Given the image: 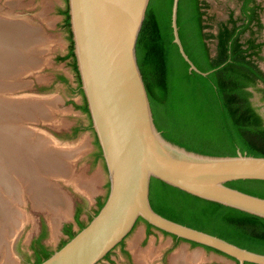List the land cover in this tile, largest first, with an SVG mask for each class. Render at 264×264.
<instances>
[{
    "label": "water",
    "instance_id": "1",
    "mask_svg": "<svg viewBox=\"0 0 264 264\" xmlns=\"http://www.w3.org/2000/svg\"><path fill=\"white\" fill-rule=\"evenodd\" d=\"M149 1L67 0L76 67L91 125L101 148L109 188L98 212L38 264H98L128 236L139 219L176 238L218 250L235 258L236 264H264L263 252L173 220L151 205L150 183L152 178H157L200 198L264 218V196L227 183L237 179L264 180V155L239 149L236 154L202 153L166 138L156 126L136 53ZM178 5L179 0H172L173 42L188 62L189 72L208 75L210 71L199 69L184 49L177 22ZM6 14L9 15V11H0L4 18ZM15 24L9 21L11 32L18 34ZM14 39L11 38L12 49L17 55L9 53V74L17 71L20 63L28 62L15 48ZM15 97L19 100L11 99L9 104L19 108L24 119L38 120V116L43 115L38 114L39 100L26 95ZM22 124L15 125L25 131L22 134L32 131L24 125L25 120ZM32 150L30 153L38 159L42 153L35 147ZM44 186V193L53 190L51 186ZM78 192L87 200L85 210L88 211L92 196L88 197L80 189ZM47 194L44 200L49 199ZM26 198L32 200L31 194ZM69 209L68 217L74 220L70 202ZM47 220L51 232L49 218ZM60 226L61 222L59 232Z\"/></svg>",
    "mask_w": 264,
    "mask_h": 264
},
{
    "label": "trees",
    "instance_id": "2",
    "mask_svg": "<svg viewBox=\"0 0 264 264\" xmlns=\"http://www.w3.org/2000/svg\"><path fill=\"white\" fill-rule=\"evenodd\" d=\"M250 1L243 0L241 11L247 21L238 25L237 20H244L245 17L235 19L232 10L224 20L214 22L211 17L212 22H206L201 0H179L177 22L182 44L199 69L210 71L208 75L189 72L188 62L173 42L172 0L149 1L137 39L136 53L154 122L166 138L202 153L236 154L239 149L248 154L264 155V117L251 99V88L261 91L264 99V70L259 65L264 58L261 53L264 42L256 41V34L262 30L263 23L256 11L260 6H249ZM59 12L63 15L62 22L70 44L67 52L58 55L57 59L68 60L75 73L76 86L73 91L82 96V101L75 103V106L88 118L85 129L91 130L94 135L95 159L103 160L76 67L67 0L66 7L59 8ZM210 39L215 41L214 48L208 45ZM57 78L67 82L62 74ZM259 83L263 86H259ZM79 129V126H73L72 133L76 134ZM227 183L264 196L262 179H237ZM105 197L97 198L92 214L98 212ZM149 198L152 207L164 216L264 253V218L258 215L200 198L157 178L151 179ZM85 206V202L75 206L74 219L79 229L87 223L80 218ZM92 214H89L88 220ZM146 224L147 233H150L151 228L155 227ZM62 231L67 238H62L57 248L77 230L73 229L71 222H65ZM46 234L47 227L42 222L40 233L33 237L30 244L31 264H38L52 253L53 249L42 241ZM205 248L214 250L208 246ZM230 258L237 263L235 258Z\"/></svg>",
    "mask_w": 264,
    "mask_h": 264
},
{
    "label": "rangeland",
    "instance_id": "3",
    "mask_svg": "<svg viewBox=\"0 0 264 264\" xmlns=\"http://www.w3.org/2000/svg\"><path fill=\"white\" fill-rule=\"evenodd\" d=\"M239 1L201 0L204 11L203 18L206 22H212L211 17L214 22L224 20L230 10L238 15ZM259 6L261 7L260 17L263 23L260 38L264 41V0H260ZM64 7H66V0H0V11H9V21L16 23L17 31L21 32L22 29L24 31L25 28L24 33L21 32L25 44L18 46L20 44L16 42L17 46L15 45V48L21 52L22 58L24 55V59L28 61L27 64L20 63L17 65L15 69L17 71L9 74L10 90V87L7 89L5 86H0V100L7 98L19 100L17 99L19 97L15 96L26 95L32 96L34 99L42 101V103L48 101V110L46 108L45 113L39 115L40 117L38 116V120H35V118L32 120V117L31 119H19L22 122L25 120L26 124L24 125L26 127L29 126L30 130L37 132V135H41L38 139L42 146L51 145L56 150L60 149L65 152L62 164L66 165L68 161L71 162V178L64 176L63 169L56 171L38 166L36 171H39L38 175L43 179L47 174L48 182L52 185L51 188L55 187L63 197L68 198L72 206L71 214L74 216L75 206L78 203L85 202V207H87V200L78 192L77 177L86 178L93 183L94 189L91 191L93 199L88 207L90 214L93 213L92 209L96 207L97 198L103 199L106 196L109 183L103 160H96L93 154L96 148L94 135L91 130L85 129L88 118L84 112L75 106V103L78 104L82 101V96L73 91L76 86L75 73L68 64V60L57 59L58 55H64L67 52L70 44L68 32L62 22L63 15L59 12V8ZM26 28L28 31H26ZM36 29L39 30V34H36L38 33ZM17 35H20L19 32ZM210 46L214 48V45ZM261 53L264 56V45ZM259 65L264 70V58L259 61ZM60 74L67 78V82L58 80L57 76ZM259 86H263V84L259 83ZM251 89L253 90L251 99L264 117L263 93L255 88ZM0 121H6V124H0V128L8 126L9 129V114L1 118ZM21 121H18L19 126L23 125ZM76 125L80 129L76 134H73L72 128ZM46 140L48 141L46 142ZM67 145H71V147L66 148ZM77 146L81 149L73 154L74 151L71 148ZM48 182L44 180L45 185L50 187ZM26 199V202H20V207L22 206L21 210L25 211L24 213L27 214L28 219H25L23 230L13 243L12 253L16 257L14 264H28L27 261L31 262L33 260L30 244L33 237L40 233L42 222L47 227V234L42 241L51 249H56L60 240L64 237L62 225L65 222L71 221L75 230L78 228L76 222L70 220L69 215L66 214L67 218L63 217L61 219L60 232L57 233L56 237L51 236L46 223L47 218L51 216L50 211L42 209V207H34L32 200L30 198ZM89 213L83 210L80 215L81 220L87 222ZM151 230L150 233H146V223L139 220L134 229L124 239V246L131 251L132 263L127 261L121 252V247L117 245L111 253V258H104L98 264H140L136 260L133 250L129 247V241L139 231H141V236L138 239V247L140 249L151 247L156 252V255L148 262L149 264H161L162 257H164L166 264H169L170 257L178 250L188 253L199 252L202 259L197 260L196 264H236L233 259L224 254L203 246L194 245L182 239L176 240L172 235L158 229ZM1 259L0 255V261Z\"/></svg>",
    "mask_w": 264,
    "mask_h": 264
},
{
    "label": "bare ground",
    "instance_id": "4",
    "mask_svg": "<svg viewBox=\"0 0 264 264\" xmlns=\"http://www.w3.org/2000/svg\"><path fill=\"white\" fill-rule=\"evenodd\" d=\"M26 31H28L27 28ZM36 31L38 32L36 34H39V30L36 29ZM18 32L20 35L11 32L8 14L5 18L0 15V86H5L7 89L9 87V53L17 55L12 49L13 41L11 38H15L14 45H17L16 42L20 45L25 44L23 35L20 31ZM22 32L24 33V31ZM9 101H11V98L0 100V119L9 114V129L8 126L0 128V255L2 258L0 264H14L16 261V257L12 253V247L14 240L18 238L23 230L25 219H28L27 214L24 213L25 211L21 210L22 206L20 207V202H26L28 193L31 194L34 206L50 211L51 236L56 237L59 232L60 219L66 217V214H70L68 198L63 197L59 191H56L55 187L52 191L50 190L49 194L44 193V180L48 182L47 174H45L44 179L43 177L40 178L39 171H36V169L39 165L45 169L56 171L63 169L64 176L71 178V162L68 161L66 165L62 164L65 152L60 149L56 150L51 145L42 146L38 139L41 135H37L36 132L32 133L27 129L28 132L22 134L25 131L19 130L15 125H18V121H21L19 118H24L23 114L20 113L19 108L9 104ZM40 103L41 111L39 109L38 114L41 112L44 114V110L46 108L48 110V101L44 103L40 101ZM42 107H44V110ZM1 123L6 124V121H0ZM33 147L39 149V152L42 153L38 159L34 158V153H30L33 151ZM69 147L71 145L66 146V148ZM71 149L75 154L81 147L77 146ZM42 150L46 152H42ZM76 180L78 181L77 187L80 190L85 193L88 192V197L93 196V193H91L94 189L93 183L86 178L77 177ZM50 186L52 185L50 184ZM45 194L49 195V199H43ZM140 236L141 231L137 232L129 241V247L133 250L136 260L140 264H149L148 262L156 255V252L151 247L140 249L138 247ZM201 259L202 256L199 252L188 253L178 250L170 257L169 264H196L195 262Z\"/></svg>",
    "mask_w": 264,
    "mask_h": 264
},
{
    "label": "flooded vegetation",
    "instance_id": "5",
    "mask_svg": "<svg viewBox=\"0 0 264 264\" xmlns=\"http://www.w3.org/2000/svg\"><path fill=\"white\" fill-rule=\"evenodd\" d=\"M242 3H243V0H240V1H239V12H238V15H235V13H234V11H233V13H234V18H235V19H238V17H245V15H244V14L242 13V11H241V5H242ZM259 4H260V0H252V1H250V2L248 3L249 6H255V5H259ZM256 11L259 12V15H261V7H260L259 9H256ZM249 12H250V11H249ZM249 12H248V13H249ZM226 18H227V17H226ZM245 21H247V18H246V17L244 18V20H242V18H240V20H237L236 24L241 25V24L244 23ZM260 21L262 22L261 17H260ZM253 23H254V22H253ZM255 28H256V26H255ZM213 31L215 32L216 29H213ZM256 35H258V36H257L258 38L256 39L257 42L263 41V40L260 38V32H257ZM263 42H264V41H263ZM208 45H215V41L212 40V39H210V40L208 41ZM89 214H90V213H89ZM146 228H148L147 224H146ZM151 229H156V228H151ZM151 231H152V230H151ZM146 233H147V231H146ZM31 241H32V240H31ZM118 245L121 247V252L124 254V256H125V258L127 259V261H128L129 263H132V262H133V257H132L131 251H130L128 248H126V246H124V240L121 241ZM113 250H114V249H113ZM113 250H111V251L109 252V254H107L104 258H105V259H110V258H111L110 256H111V253L113 252ZM161 259H162V260H161V264H166V261L164 260V257H162ZM27 263H28V264H31L32 261H31V262L27 261Z\"/></svg>",
    "mask_w": 264,
    "mask_h": 264
},
{
    "label": "crops",
    "instance_id": "6",
    "mask_svg": "<svg viewBox=\"0 0 264 264\" xmlns=\"http://www.w3.org/2000/svg\"><path fill=\"white\" fill-rule=\"evenodd\" d=\"M88 213L90 212V211H87ZM74 221H75V219H74ZM71 222V221H70ZM76 222V221H75ZM72 223V222H71ZM76 224H77V222H76ZM63 226V225H62ZM77 226H78V224H77ZM72 227H73V229L75 230V228H74V224L72 223ZM79 229V227L77 228V230ZM63 235H64V237L63 238H67V235L63 232ZM44 243V242H43ZM45 244V243H44ZM46 245V244H45ZM54 250V249H53Z\"/></svg>",
    "mask_w": 264,
    "mask_h": 264
}]
</instances>
